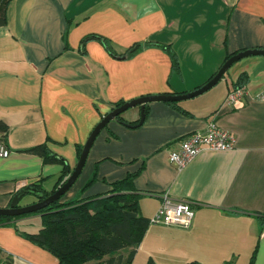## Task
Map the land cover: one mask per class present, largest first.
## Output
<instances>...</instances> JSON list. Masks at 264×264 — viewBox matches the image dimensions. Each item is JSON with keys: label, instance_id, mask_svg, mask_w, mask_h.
<instances>
[{"label": "crops", "instance_id": "0c3cea01", "mask_svg": "<svg viewBox=\"0 0 264 264\" xmlns=\"http://www.w3.org/2000/svg\"><path fill=\"white\" fill-rule=\"evenodd\" d=\"M6 18L0 26V120L10 152L0 157L1 208L24 186L37 182L48 189L71 172L78 147L114 103L189 92L216 73L226 55L264 48V0H11ZM89 34L107 38L114 54L96 39L81 51ZM148 40L170 44L178 72H171L161 47L118 57ZM243 73L242 97L227 104ZM176 106L186 113L153 101L145 104L139 126L109 121L66 197L103 193L140 168L133 187L142 194L143 216L151 217L167 193L189 201L194 217L187 228L150 224L134 264H264V55L237 60L215 85ZM139 115L133 106L120 117L133 124ZM209 122L231 133L234 147L203 149L178 171L168 151ZM36 146L65 163L45 161L31 151ZM0 264L58 262L4 225Z\"/></svg>", "mask_w": 264, "mask_h": 264}, {"label": "trees", "instance_id": "16d2710c", "mask_svg": "<svg viewBox=\"0 0 264 264\" xmlns=\"http://www.w3.org/2000/svg\"><path fill=\"white\" fill-rule=\"evenodd\" d=\"M10 1L0 0V26L6 24V10ZM90 39L98 40L109 52L114 54L110 41L99 34L85 36L80 46L81 51L84 50V43ZM143 46L163 48L170 56L171 72L179 71L178 59L170 44L158 41L136 42L118 57L129 58L139 52ZM232 54L226 55L224 61ZM245 82L246 75L243 73L236 80L234 89L242 87ZM122 103L124 102L114 103L113 108ZM166 103L177 108L174 101ZM177 109L186 113L179 107ZM115 120L125 123L120 114ZM6 132V124L0 120L1 141L3 142H5ZM81 149L82 147H78V157ZM31 151L41 154L45 161L65 163L61 157L50 154L45 150L44 146H36ZM139 169L127 174L122 179L109 183L110 189L103 193L85 197H80L78 194L62 201L63 195L48 206L32 213L18 216L0 215V226H12L21 237L50 252L57 259L58 264H134L133 258L137 247L151 224L149 217H145L140 213L139 199L142 194L133 187V179L137 176ZM69 174L70 172H65L59 176L54 183V188L57 189L63 184ZM92 182L93 179H90L84 188L86 189ZM29 185L39 188L43 197L56 190L53 188L46 191L37 182ZM33 214L40 216V225L35 232L21 227V220L27 218V221L29 216ZM144 264L156 263L154 260L149 259ZM186 264L197 263L191 261Z\"/></svg>", "mask_w": 264, "mask_h": 264}, {"label": "water", "instance_id": "95a60500", "mask_svg": "<svg viewBox=\"0 0 264 264\" xmlns=\"http://www.w3.org/2000/svg\"><path fill=\"white\" fill-rule=\"evenodd\" d=\"M249 55H264V48H250L238 51L232 54L229 58H227L222 65L219 67L217 72L204 84L185 93H161V94H149L143 95L137 98H133L131 100L125 101L119 106L112 108L109 112H107L101 120L94 126V128L89 133L86 141L84 142L81 152L79 154L77 163L70 174L67 176L65 182L61 184L54 192L49 194L46 197H43L41 190L31 185L24 186L19 189L12 197L9 205L7 207H0V215L7 216H18L27 213H32L37 210H40L52 202L58 200L61 196H63L75 183L76 179L80 175L87 157L89 150L99 132L104 128L105 125L111 120H114L119 114L124 112L130 107L139 106L140 115L138 122L134 125L130 123H124L128 127H136L142 124L144 120V108L145 104L153 101H162V102H178L185 99H189L195 96L202 94L207 91L213 85H215L224 75V73L228 70V68L237 60L249 56ZM25 195H33L36 197L37 201L31 204L21 205L19 204L20 200Z\"/></svg>", "mask_w": 264, "mask_h": 264}, {"label": "built area", "instance_id": "2783aa9c", "mask_svg": "<svg viewBox=\"0 0 264 264\" xmlns=\"http://www.w3.org/2000/svg\"><path fill=\"white\" fill-rule=\"evenodd\" d=\"M244 93V87L228 93L225 102L233 104ZM235 145L234 136L209 122L203 130L195 131L179 142L177 147L168 151V159L178 171L183 170L203 149L228 151ZM10 150L0 140V157L8 156ZM194 217V207L187 200H173L167 193L162 194V202L156 212L149 217L151 224H163L187 228Z\"/></svg>", "mask_w": 264, "mask_h": 264}, {"label": "rangeland", "instance_id": "374dc122", "mask_svg": "<svg viewBox=\"0 0 264 264\" xmlns=\"http://www.w3.org/2000/svg\"><path fill=\"white\" fill-rule=\"evenodd\" d=\"M48 187H50V185ZM53 188H54V185L51 188H48V189L44 188V189L46 191H49V190H52ZM54 189H56V188H54ZM65 199H69L68 197H66V193L64 194V196L62 197L61 200L63 201ZM36 201H37V199H36L35 196H33V195H25L21 199L20 204L26 205V204H31V203L36 202ZM26 219L27 218H25V220ZM26 222H28V223H26ZM21 224H22L21 227L23 229H26V230L28 229L29 231H35L37 226L40 225V216L38 214H33V215L29 216L27 221L22 222Z\"/></svg>", "mask_w": 264, "mask_h": 264}]
</instances>
